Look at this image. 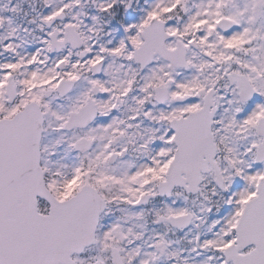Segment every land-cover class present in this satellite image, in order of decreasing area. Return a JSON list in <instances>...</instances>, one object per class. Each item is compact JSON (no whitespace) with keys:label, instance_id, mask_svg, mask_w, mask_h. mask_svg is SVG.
I'll return each instance as SVG.
<instances>
[{"label":"snow or ice","instance_id":"6c2138e0","mask_svg":"<svg viewBox=\"0 0 264 264\" xmlns=\"http://www.w3.org/2000/svg\"><path fill=\"white\" fill-rule=\"evenodd\" d=\"M0 264H264V0H0Z\"/></svg>","mask_w":264,"mask_h":264}]
</instances>
